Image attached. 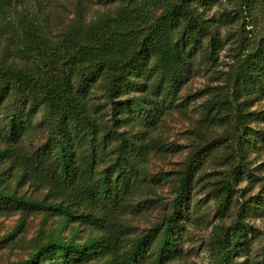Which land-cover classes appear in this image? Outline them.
<instances>
[{
    "label": "trees",
    "instance_id": "16d2710c",
    "mask_svg": "<svg viewBox=\"0 0 264 264\" xmlns=\"http://www.w3.org/2000/svg\"><path fill=\"white\" fill-rule=\"evenodd\" d=\"M22 1L0 0V22L20 59V64L10 63V50L0 58V213H46L99 235L80 243L77 228L69 238L34 243L25 259L12 264H167L181 257L180 219L192 212L193 182L210 150H198L190 159L171 215L125 250L120 217L143 193L153 141L131 138L121 127L124 118L144 128L159 123L188 80L192 57L210 35V21L200 9L222 0H117L114 17L92 23L79 19L57 41L31 14L12 18ZM239 1L249 11L264 5V0ZM219 43L211 39L213 49ZM237 77V96L264 93V41ZM96 87L103 90L102 106L92 102ZM241 117L246 121L249 116ZM41 126L49 128L46 141L28 149L25 139ZM251 137L249 133L246 139ZM242 140L240 135L243 145ZM245 164L233 169L235 178H251ZM7 181L16 183L13 192ZM22 185L46 193L41 200L27 198L18 191ZM236 194L228 178L215 184L220 217L227 216ZM258 212H264V199L251 198L240 205L233 225L219 229L220 264H235V255L250 240L247 218ZM254 264H264V246L263 260Z\"/></svg>",
    "mask_w": 264,
    "mask_h": 264
},
{
    "label": "rangeland",
    "instance_id": "374dc122",
    "mask_svg": "<svg viewBox=\"0 0 264 264\" xmlns=\"http://www.w3.org/2000/svg\"><path fill=\"white\" fill-rule=\"evenodd\" d=\"M240 4L239 0H222L210 9H200L202 17L210 21V35L204 40L203 49L192 57L188 80L157 125L144 128L135 120L123 117L125 123L121 131L145 143L153 141V152L144 166L143 193L131 200L120 217L125 231V250L150 229L163 224L165 216L171 215L176 189L198 150L208 148L210 154L193 182L192 212L180 219L181 257L167 264H220L219 229L236 222L240 205L245 201L264 199V93L236 94L241 67L264 41V5L249 11ZM119 5L117 0H23L14 7L12 18L31 14L48 36L57 41L79 19L92 23L101 17H114ZM213 37L220 41L215 49L211 44ZM7 50L12 52L8 61L20 64L14 53L15 45L0 22V58H4ZM148 94L153 95L152 89ZM104 101L103 90L96 87L92 102L102 106ZM105 112L110 114V107H106ZM242 113L248 114V120L244 121ZM222 117L223 121L219 119ZM37 122L40 123V118ZM41 127L25 139L28 149L34 150L46 141L49 128ZM249 133L252 137L246 139ZM244 162L251 178L246 174L235 178L233 169ZM226 178L235 183L237 194L227 216L220 217L215 209L213 189L218 181ZM7 186L13 192L16 183L7 181ZM18 191L37 200L46 193L30 185H22ZM144 201L147 203L141 204ZM247 224L250 240L247 247L235 255V264L263 260L264 212L250 214ZM77 228L80 232L76 239L80 243L90 235H99L85 226L66 223L63 218L46 213H0V264L23 260L34 243L44 244L56 237L69 238ZM157 244L153 243V259Z\"/></svg>",
    "mask_w": 264,
    "mask_h": 264
}]
</instances>
